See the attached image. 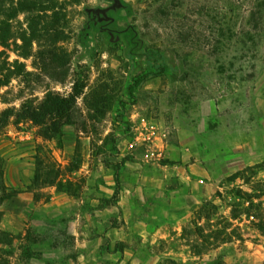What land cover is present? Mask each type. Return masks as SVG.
Here are the masks:
<instances>
[{
    "label": "rangeland",
    "instance_id": "1",
    "mask_svg": "<svg viewBox=\"0 0 264 264\" xmlns=\"http://www.w3.org/2000/svg\"><path fill=\"white\" fill-rule=\"evenodd\" d=\"M119 1L105 17L112 0H59L67 14L59 61L51 67L46 42L35 41L19 59L24 84L14 79L0 92L1 112L23 98L84 88L75 124L55 139H43L29 120L1 128L0 172L12 196L0 210L24 203L27 159L42 198L61 178L83 212L95 214L120 190L122 210L103 215L119 222L124 240L103 243L95 264H206L220 256L264 264V236L244 196L260 206L251 214L263 216L264 0ZM20 20L28 31L27 16ZM206 203L218 207L212 229H241L243 241L194 256L184 229L205 225L198 213ZM100 217L94 229H104ZM19 234L11 264H82L73 236L63 235V251L32 256L35 234Z\"/></svg>",
    "mask_w": 264,
    "mask_h": 264
},
{
    "label": "trees",
    "instance_id": "2",
    "mask_svg": "<svg viewBox=\"0 0 264 264\" xmlns=\"http://www.w3.org/2000/svg\"><path fill=\"white\" fill-rule=\"evenodd\" d=\"M24 14L28 20V31L24 30V22L20 20ZM66 18V8L59 3V0H0V92L4 87H9L14 79L24 84V62L19 59L29 57L24 50L31 48L35 41L46 42L48 61L54 68L53 65L59 61L56 57L57 46L64 38L63 28ZM128 31L131 34L134 33L132 29ZM11 53H14L18 59L11 61ZM142 82L143 79H138L135 86ZM83 89L76 83L72 92L67 95L49 91L40 102L34 98L25 100L23 98L19 108L10 107L0 112V130L9 125L11 120L16 123L29 120L39 128L43 139L47 141L55 139L62 135L64 126L75 124L73 113L78 108V98L82 95ZM3 179L4 175L1 171L0 207L12 196L11 190ZM36 179H39L38 175ZM50 185H56L59 191L72 194L71 190L66 187V183L59 179ZM244 196L250 202L246 215L258 220L255 226L264 236V215L261 217L252 215L250 211L255 210L259 205L254 203L253 196L248 194ZM119 200L120 190L116 189L108 204L115 205ZM217 210L218 207L212 203L204 204L198 215L200 221H205V225L200 226L196 220L191 224L196 229H184V237L194 256H203L225 245L243 241L241 229H212L214 227L211 223L212 218L217 214L215 212ZM4 215L5 212L0 210V264H11V256L14 253L12 248L15 242L21 239V235L1 228ZM233 218L238 219L237 216ZM206 264H226V262L223 256H220Z\"/></svg>",
    "mask_w": 264,
    "mask_h": 264
},
{
    "label": "crops",
    "instance_id": "3",
    "mask_svg": "<svg viewBox=\"0 0 264 264\" xmlns=\"http://www.w3.org/2000/svg\"><path fill=\"white\" fill-rule=\"evenodd\" d=\"M26 160L24 159V163H26V165L24 164V183L20 180V186L24 190V203L13 208H8L2 220L1 228L14 234H18L24 228V237L29 234H35L36 239L31 243L32 256H35L38 251L42 250L45 251L44 255L46 256L48 255L47 250H65L67 247L63 235H67L69 237L73 236L72 239L78 252V258L82 261L81 263L95 264L96 254H98V251L105 249H101L103 243L108 242L106 248L111 246V244L116 247L124 240L125 232L118 225L119 222L116 223V219H112V216L105 217L103 215V212L107 214L110 207L118 208L117 211L113 212V215L116 212L119 214V209L122 210V207H119L122 203L121 200L115 205L106 204L104 208H101V210L96 211L94 214L93 212L81 211V204L84 201L81 199L76 201L67 192L59 191L56 185L42 189L44 192V198H42L43 195L34 188L32 165L26 162ZM75 209L77 212H74ZM5 210L4 208L3 211ZM70 214L73 215L72 220H68ZM100 214L102 216L100 217L101 226L104 229H94V215L95 218H98ZM23 215L24 227L19 224V219ZM116 218L119 219L120 217L117 215ZM71 222L73 225L64 226L66 223ZM51 244H55L56 246H52ZM109 256L113 257H110L111 260H116L115 255L110 254ZM119 260L117 259V262ZM123 262L122 260L120 264Z\"/></svg>",
    "mask_w": 264,
    "mask_h": 264
},
{
    "label": "water",
    "instance_id": "4",
    "mask_svg": "<svg viewBox=\"0 0 264 264\" xmlns=\"http://www.w3.org/2000/svg\"><path fill=\"white\" fill-rule=\"evenodd\" d=\"M112 1H114V4L112 5V7H110V8H108V9L102 11L105 17H107V13H108L109 10H111V9H115V8H117V7L120 6V1H119V0H112ZM109 20H110V19H109Z\"/></svg>",
    "mask_w": 264,
    "mask_h": 264
},
{
    "label": "flooded vegetation",
    "instance_id": "5",
    "mask_svg": "<svg viewBox=\"0 0 264 264\" xmlns=\"http://www.w3.org/2000/svg\"><path fill=\"white\" fill-rule=\"evenodd\" d=\"M108 14H109V13H108ZM108 14H107V15H108ZM102 23H105V26H108L109 23H110V21H105V20H104V21H102Z\"/></svg>",
    "mask_w": 264,
    "mask_h": 264
}]
</instances>
